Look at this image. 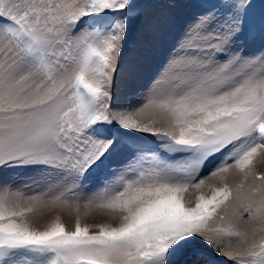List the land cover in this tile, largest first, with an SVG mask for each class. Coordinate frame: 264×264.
<instances>
[{
    "label": "snow or ice",
    "instance_id": "snow-or-ice-1",
    "mask_svg": "<svg viewBox=\"0 0 264 264\" xmlns=\"http://www.w3.org/2000/svg\"><path fill=\"white\" fill-rule=\"evenodd\" d=\"M0 264H264V0H0Z\"/></svg>",
    "mask_w": 264,
    "mask_h": 264
}]
</instances>
